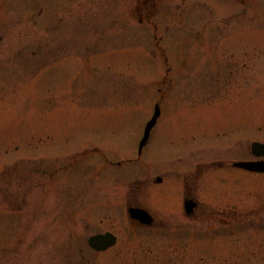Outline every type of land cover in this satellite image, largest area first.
<instances>
[{"label": "rangeland", "instance_id": "1", "mask_svg": "<svg viewBox=\"0 0 264 264\" xmlns=\"http://www.w3.org/2000/svg\"><path fill=\"white\" fill-rule=\"evenodd\" d=\"M255 140L264 0H0V264H264Z\"/></svg>", "mask_w": 264, "mask_h": 264}, {"label": "water", "instance_id": "2", "mask_svg": "<svg viewBox=\"0 0 264 264\" xmlns=\"http://www.w3.org/2000/svg\"><path fill=\"white\" fill-rule=\"evenodd\" d=\"M152 124H150V126H151ZM102 239H105V238H102Z\"/></svg>", "mask_w": 264, "mask_h": 264}]
</instances>
